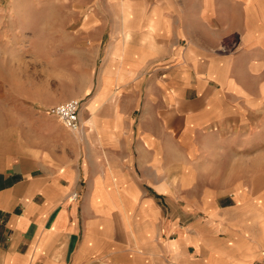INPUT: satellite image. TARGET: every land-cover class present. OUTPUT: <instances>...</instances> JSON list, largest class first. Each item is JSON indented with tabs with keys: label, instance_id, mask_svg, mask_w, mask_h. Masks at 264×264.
<instances>
[{
	"label": "crops",
	"instance_id": "crops-1",
	"mask_svg": "<svg viewBox=\"0 0 264 264\" xmlns=\"http://www.w3.org/2000/svg\"><path fill=\"white\" fill-rule=\"evenodd\" d=\"M103 1L0 43V264H264V0Z\"/></svg>",
	"mask_w": 264,
	"mask_h": 264
},
{
	"label": "rangeland",
	"instance_id": "rangeland-1",
	"mask_svg": "<svg viewBox=\"0 0 264 264\" xmlns=\"http://www.w3.org/2000/svg\"><path fill=\"white\" fill-rule=\"evenodd\" d=\"M102 3L103 0H0V43H88L82 24L89 26V21L97 18L95 13ZM146 34L150 43L152 38ZM105 39L103 33L101 43Z\"/></svg>",
	"mask_w": 264,
	"mask_h": 264
},
{
	"label": "built area",
	"instance_id": "built-area-1",
	"mask_svg": "<svg viewBox=\"0 0 264 264\" xmlns=\"http://www.w3.org/2000/svg\"><path fill=\"white\" fill-rule=\"evenodd\" d=\"M79 101H68L49 109V113L54 116L60 124L69 131H77L79 129L77 113L79 110ZM75 198V194L71 195V199Z\"/></svg>",
	"mask_w": 264,
	"mask_h": 264
}]
</instances>
